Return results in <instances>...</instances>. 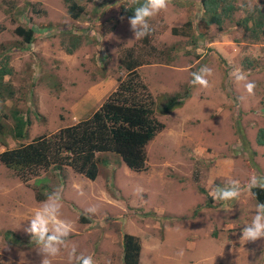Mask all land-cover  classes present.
Returning <instances> with one entry per match:
<instances>
[{
  "label": "rangeland",
  "instance_id": "obj_1",
  "mask_svg": "<svg viewBox=\"0 0 264 264\" xmlns=\"http://www.w3.org/2000/svg\"><path fill=\"white\" fill-rule=\"evenodd\" d=\"M75 2L82 10L72 18L64 0H0V66L6 61L10 68L3 81L13 92L0 101V112L7 113L0 123L12 122L13 106L30 121L27 138L0 135V150L88 117L125 76L121 59L127 51L141 62L135 70L163 128L146 144V167L138 172L110 152L96 154L92 180L68 165H52L39 170L37 179L22 181L0 164V264H40L39 246L24 228L57 188L60 218L73 230L66 247L49 257L52 264H69L73 244L96 264H121L125 232L140 240L145 264L155 258V264H200L210 255L218 258L210 264H264V238L240 239L256 205L243 186L253 171L264 173V143L256 142L264 128V33L256 26L261 31L252 40V22L244 23V17L256 9L264 15V0H232L235 11L219 28L207 29L199 22L198 0H170L140 40L122 13L131 0ZM16 26L33 28L30 44L15 33ZM74 37L76 47L66 52ZM201 66L212 69L207 89L189 82ZM235 69L255 83L253 94L245 82L235 81ZM171 96L180 103L159 112ZM230 179L240 181L238 199H208ZM92 206L97 211L87 213Z\"/></svg>",
  "mask_w": 264,
  "mask_h": 264
},
{
  "label": "trees",
  "instance_id": "obj_2",
  "mask_svg": "<svg viewBox=\"0 0 264 264\" xmlns=\"http://www.w3.org/2000/svg\"><path fill=\"white\" fill-rule=\"evenodd\" d=\"M64 1L67 3L69 16L78 17L82 6L75 0ZM198 3L203 10L200 22L204 28L210 24L219 28L223 19L236 9L232 0H198ZM135 6L137 5L130 3L122 9V13L127 18L132 16L134 14L132 8ZM255 12L256 14L244 17V23L247 20L252 22L249 26L252 39H256L257 31H261H255L256 26L261 25L264 33V15L258 9ZM14 31L25 44L32 42L34 37L32 27L16 26ZM77 41L76 37L71 38L69 45L65 47L66 52L70 53L76 47ZM140 63V60L131 55V51H127L121 59L125 76L117 81L114 89L88 117L60 127L48 135L39 134L29 143L4 149L0 152V163L20 174L25 172L35 174L38 170H45L52 165L54 169L68 165L88 179H94L96 163L100 161L96 154L110 152L119 157L129 169L136 172L144 170L146 167L144 148L163 128V124L153 116L154 98L135 70ZM9 73L10 68L4 61L0 66V101L13 96L10 85L3 81V76ZM180 101L175 96L168 97L160 106L159 112H167ZM9 113L12 122L9 125L0 123L1 137L8 134L12 138H24L30 122L28 117L14 106L9 108ZM6 114L0 112V122L7 118ZM240 138L245 141L241 133ZM263 139L264 128L261 127L258 129L256 142L263 144ZM101 160L105 162L104 159ZM261 176H264V173ZM252 191L256 194L251 195L256 203L264 202V190L256 188ZM35 197L38 200L43 199L39 195ZM87 220L86 218L85 221ZM139 250L138 238L127 232L123 233L122 264H137Z\"/></svg>",
  "mask_w": 264,
  "mask_h": 264
},
{
  "label": "clouds",
  "instance_id": "obj_3",
  "mask_svg": "<svg viewBox=\"0 0 264 264\" xmlns=\"http://www.w3.org/2000/svg\"><path fill=\"white\" fill-rule=\"evenodd\" d=\"M131 3L137 6L132 8L134 14L128 17V24L130 26V30L134 34V39L140 40L148 36L152 31L151 26L149 24V20L152 17L156 16L161 11L166 10L169 6L170 0H143V2H141V0H131ZM121 19H123V17H121ZM211 75H212L211 68L207 66H201L196 72L191 73V80L189 82L192 85H199L202 89H207L210 87V82L208 80V77ZM232 75L236 82L238 83L245 82L244 83L245 90L249 94H253L255 83L251 81H247V76L244 72L240 71L239 69H235ZM27 135L28 134L26 131V135L24 138H27ZM32 140L26 143H29ZM26 143L23 142L19 145H23ZM4 149L6 148L1 149L0 152L3 151ZM1 165L4 166L3 164ZM37 172L35 174H29L27 172L20 174L17 171H15L18 178L21 179L22 181H26V179L31 175L35 176L33 180L37 179L36 178ZM75 187L79 189L78 185H76ZM243 188L246 189L250 193V195L255 196L256 194L252 191V189L259 188L264 190V176H260L253 171L252 173H250L248 180L246 181ZM241 191H242V186L240 184V181L235 179H230L223 187L215 186L213 190L209 193L210 195L209 197H211L213 200L216 201H231L238 199L241 195ZM60 208H61V189L57 188L54 192L48 195L47 200L45 202H43L39 207L33 210L31 216L28 218L27 226L24 228V231L27 234H29L30 238L33 239L34 242L39 246V253L43 257L40 261V264H52L51 259H49V257L57 256L61 251V247L62 246L66 247V238L70 235V233L73 230V225L71 224V222L60 218ZM96 211L97 209L95 206L86 209L87 213H95ZM241 233L242 234L240 239H242L244 242H248V241L255 242L259 238H264V202L258 201L256 203L254 214L252 215L250 222L243 225L241 229ZM139 243H140V250L138 253L137 264H145V261H141L140 258L141 257L140 240ZM193 245L194 243H192L190 247ZM121 246H122V239H121ZM206 251H208V249ZM203 257L199 259L200 264H210V262L213 261L212 259H216V261H218V258H216V256L210 255L208 260L206 259L207 257L205 258ZM120 258L122 264V253ZM68 260H69V264H96L92 255L90 254L86 255L84 253L77 254L75 244H73L71 248L68 250ZM155 262H156V258H155ZM211 264H213V262Z\"/></svg>",
  "mask_w": 264,
  "mask_h": 264
},
{
  "label": "crops",
  "instance_id": "obj_4",
  "mask_svg": "<svg viewBox=\"0 0 264 264\" xmlns=\"http://www.w3.org/2000/svg\"><path fill=\"white\" fill-rule=\"evenodd\" d=\"M202 258V257H201Z\"/></svg>",
  "mask_w": 264,
  "mask_h": 264
}]
</instances>
